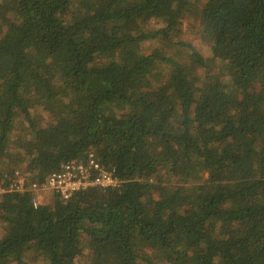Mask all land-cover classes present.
Instances as JSON below:
<instances>
[{
	"label": "trees",
	"instance_id": "1",
	"mask_svg": "<svg viewBox=\"0 0 264 264\" xmlns=\"http://www.w3.org/2000/svg\"><path fill=\"white\" fill-rule=\"evenodd\" d=\"M89 152L123 185L5 193L0 264H264V0H0V167Z\"/></svg>",
	"mask_w": 264,
	"mask_h": 264
},
{
	"label": "built area",
	"instance_id": "2",
	"mask_svg": "<svg viewBox=\"0 0 264 264\" xmlns=\"http://www.w3.org/2000/svg\"><path fill=\"white\" fill-rule=\"evenodd\" d=\"M124 182L125 180L117 177L114 171L102 166L93 152H89L86 158L62 162L41 184H27L26 174L18 169H0V204L7 192L31 190L35 194L33 203L38 206L43 204L41 193L46 190L69 199L75 193L90 187H121Z\"/></svg>",
	"mask_w": 264,
	"mask_h": 264
},
{
	"label": "rangeland",
	"instance_id": "3",
	"mask_svg": "<svg viewBox=\"0 0 264 264\" xmlns=\"http://www.w3.org/2000/svg\"><path fill=\"white\" fill-rule=\"evenodd\" d=\"M199 6L197 5L195 7V9L193 10V13L188 14V16H186L182 20V23L180 25V27L182 29V38L185 39L186 41H190L193 45L196 46V48L200 52H202L206 57L210 58V57H212V54L210 52L208 43L205 42L197 33L198 27H197L196 23H197V17L200 15V7ZM159 25H160V23L158 21L152 20L149 23H147V25H145V28L146 27L156 28V27H159ZM155 46H156L155 42L145 40V41H142L140 44H138L136 47H138V48L141 47V49L149 50V48H152ZM218 65H220V63L218 61H213L212 67L214 69ZM43 117H45V115ZM22 162L23 161H18L17 159L13 158L11 161V165H12L11 170L12 169H18L19 171L27 174L25 164ZM0 169L10 170V169H7L5 167V165L3 167H0ZM195 175L197 178H200V179H204L205 177H207V173L202 172L201 169H199V167L196 168ZM54 196L55 195H54V193H52V191H48V190L43 191L41 193V201L43 203H50V202H52ZM0 232H2L1 228H0ZM89 253H90V249L86 248L84 251V254L80 257L78 264H91L89 261ZM28 263L29 264H37V260L33 256H30L28 259Z\"/></svg>",
	"mask_w": 264,
	"mask_h": 264
}]
</instances>
